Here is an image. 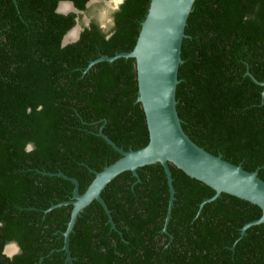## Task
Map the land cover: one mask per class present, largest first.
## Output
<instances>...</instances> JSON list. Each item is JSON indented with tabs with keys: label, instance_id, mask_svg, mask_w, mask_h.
I'll list each match as a JSON object with an SVG mask.
<instances>
[{
	"label": "trees",
	"instance_id": "1",
	"mask_svg": "<svg viewBox=\"0 0 264 264\" xmlns=\"http://www.w3.org/2000/svg\"><path fill=\"white\" fill-rule=\"evenodd\" d=\"M59 0H0V264H264L260 209L169 164L127 171L75 219L65 260L62 231L74 178L83 192L94 171L146 144L134 60H90L131 50L149 0H123L111 25L93 20L60 45L73 13ZM84 11L87 0H70ZM80 18V16L78 15ZM109 34V35H107ZM178 70V117L198 146L264 181V0H200L190 13ZM31 143L29 150L25 145ZM19 251L7 257L5 243Z\"/></svg>",
	"mask_w": 264,
	"mask_h": 264
},
{
	"label": "water",
	"instance_id": "2",
	"mask_svg": "<svg viewBox=\"0 0 264 264\" xmlns=\"http://www.w3.org/2000/svg\"><path fill=\"white\" fill-rule=\"evenodd\" d=\"M92 1L87 0L84 6L87 7ZM117 1L121 0H114V3L116 4ZM199 1L149 0L131 50L121 51L112 56L100 55L89 61L88 65L102 60L111 61L119 56L133 58L137 87L136 101L140 103L144 115L148 139L146 144L139 148L123 150L106 135L99 133L119 156L99 171H94L92 179L83 192H78V183L74 178L61 172L54 173L73 184L69 199L51 204L46 209L71 205L68 220L62 231V249L66 261L71 262L72 259L69 254L68 237L79 212L83 211L92 200H96L111 222L100 192L127 171L137 177L135 170L151 166L162 167L167 184L168 198L163 231L169 218L174 193L169 164L214 190V193L203 199L199 206L219 196L220 193L222 195L227 193L256 205L260 209V216L244 223L240 228V235L245 233L248 226L264 223V181L256 175V170L247 171L240 164H233L221 158L219 154L214 155L206 151L184 133L180 124L177 104L180 56L189 15ZM62 2L67 3L69 7L67 11L58 10ZM54 10L61 14H75L74 24L64 32L60 45L75 41L82 27L88 25L89 19L84 15L79 18L81 10L77 9L70 0H59ZM73 28L75 33L70 36ZM260 84L264 86V81ZM31 147V143L25 145L26 150ZM7 244L14 246V250L10 253L5 252ZM18 251L19 247L14 241H9L2 247V253L7 257Z\"/></svg>",
	"mask_w": 264,
	"mask_h": 264
},
{
	"label": "flooded vegetation",
	"instance_id": "3",
	"mask_svg": "<svg viewBox=\"0 0 264 264\" xmlns=\"http://www.w3.org/2000/svg\"><path fill=\"white\" fill-rule=\"evenodd\" d=\"M122 1L123 0L117 1L115 4L114 0H93L90 5L85 7L86 9L84 11L81 10V14H79V16L81 18V16L84 15L89 20H93L97 25L100 19H107L108 23L106 28H104L107 29L111 25L113 12L118 10L119 4ZM68 8L67 3L62 2L59 5V10L62 12L67 11ZM10 248L11 250H8V252H12V246H10Z\"/></svg>",
	"mask_w": 264,
	"mask_h": 264
},
{
	"label": "bare ground",
	"instance_id": "4",
	"mask_svg": "<svg viewBox=\"0 0 264 264\" xmlns=\"http://www.w3.org/2000/svg\"><path fill=\"white\" fill-rule=\"evenodd\" d=\"M60 5V4H59ZM58 10H59V6H58ZM75 33V29L73 28V30L70 32V36H73V34ZM10 246H12V248H13V250H14V246L12 245V244H7L6 246H5V252L6 253H10V252H8V250H11V248H10ZM12 250V251H13Z\"/></svg>",
	"mask_w": 264,
	"mask_h": 264
},
{
	"label": "rangeland",
	"instance_id": "5",
	"mask_svg": "<svg viewBox=\"0 0 264 264\" xmlns=\"http://www.w3.org/2000/svg\"><path fill=\"white\" fill-rule=\"evenodd\" d=\"M107 23H108V20H107V19H100V20L98 21V25H99L100 28H102V29L106 28Z\"/></svg>",
	"mask_w": 264,
	"mask_h": 264
}]
</instances>
